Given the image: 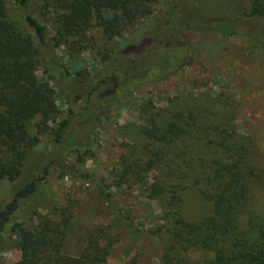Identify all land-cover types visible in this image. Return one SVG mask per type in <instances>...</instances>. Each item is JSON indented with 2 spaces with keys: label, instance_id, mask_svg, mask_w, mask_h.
I'll return each mask as SVG.
<instances>
[{
  "label": "rangeland",
  "instance_id": "1",
  "mask_svg": "<svg viewBox=\"0 0 264 264\" xmlns=\"http://www.w3.org/2000/svg\"><path fill=\"white\" fill-rule=\"evenodd\" d=\"M167 1L158 0L156 15L161 8L168 9ZM221 1V14L242 19L246 32L222 36L218 50L189 53L174 74L144 83L126 94L113 95L111 102L99 108L102 117L98 125L74 120L71 130L81 135L82 150L65 152L63 146L57 149L51 129H41L40 116L29 119V135L37 137L39 142L26 155L20 177L13 182L0 180V201L25 184L37 168L48 164L49 172L38 191L23 200L21 211L3 234L0 264H12L20 259L16 224L35 230L44 221L66 230L64 249L71 256L79 255L93 235L109 247V264H164L163 256L172 241L166 219L172 196L181 198L179 210L187 220H199L212 212L211 202L203 197L201 190L206 187L210 164L219 158L220 135L229 139L233 136L245 145L243 169L250 188V208L254 217L263 218L264 58L251 50L261 40L260 36H252L262 31L264 19L247 15L249 0ZM211 2L196 0L204 8ZM7 4L11 21L29 31L19 6L13 0ZM51 17L55 16L51 14ZM50 21L51 18L48 45L42 46L37 39L35 44L37 75L56 93L58 113L49 122L53 128L56 121L69 115L70 108L82 103L94 78L107 71L108 58L133 36L145 19L126 27L122 38L116 39H110L92 22L85 33L70 36L59 45ZM173 27L167 37L178 33H173ZM174 30L177 31L175 27ZM184 34L191 38L214 36L191 31L180 34L181 38L186 37ZM67 72L71 74L68 80L63 77ZM77 93L83 95L79 102L75 101ZM187 109L193 110L197 123L188 118ZM179 119L186 128L179 139L159 143L143 134L153 126ZM139 159L143 165L152 159L155 168L149 172L139 170L135 163ZM129 166L134 170L126 173ZM153 182L166 188L164 195L155 199L147 192ZM101 186L110 193L114 205L101 195ZM126 214L132 215V226ZM212 255L193 249L188 251L187 258L200 261Z\"/></svg>",
  "mask_w": 264,
  "mask_h": 264
},
{
  "label": "trees",
  "instance_id": "2",
  "mask_svg": "<svg viewBox=\"0 0 264 264\" xmlns=\"http://www.w3.org/2000/svg\"><path fill=\"white\" fill-rule=\"evenodd\" d=\"M13 1L23 11L29 31L11 21L8 0H0V180L11 182L21 176L26 155L39 142L37 137L29 135L27 123L30 118L40 116L41 129H51L57 149L63 146L65 152L71 149L80 151L83 148L80 146L81 135L73 134L71 130L74 120H87L89 125H98L102 117L99 108L111 102L113 95L126 94L144 83L174 74L189 53L218 50L223 42L222 36H235L244 30L242 19L221 14V0H210L213 2L205 8L197 5L196 0H169L168 9L161 8L158 15L155 14L158 0ZM247 15L264 19V0H249ZM49 18L53 22L57 45L70 36L85 33L92 22L110 39H116L122 38L126 27L145 19L113 55L109 53L112 56L108 55L107 71L94 78L86 95L77 93L75 101L79 102L83 96L82 103L70 108L69 115L56 121L53 128L49 122L58 113L56 93L37 75L38 50L35 44L37 39L42 46L48 45ZM170 27H173V33H178L167 37ZM191 31L214 36L191 38L184 34L186 37L181 38L180 34ZM254 36H260L261 40L252 45L251 51L264 58V28ZM70 76L67 72L63 77L68 80ZM187 112L188 118L197 123L198 117L193 110L187 109ZM179 120L153 126L143 134L154 142L169 143L186 132L182 119ZM217 145L219 158L210 164L206 187L201 190L203 197L211 202L212 212L199 220H187L179 210L181 198L172 196L169 201L171 209L166 212L172 241L168 253L163 256L164 264H264V216L259 219L251 212L250 188L243 169L246 147L241 140L224 135L217 139ZM85 150L90 151L89 148ZM135 163L143 172L155 168L152 159L144 165L140 159ZM48 168V164L37 168L25 184L9 192L5 201H0V241L21 211L23 200L33 196L48 176ZM131 170L134 168L129 166L125 171L129 173ZM147 192L155 199L164 195L166 188L153 182ZM100 193L114 205L110 193L102 186ZM119 211L125 213L122 208ZM126 218L132 226V215L126 214ZM16 226L19 227L17 245L21 256L12 264H109V247L102 245L93 235L79 255L71 256L64 249L65 229L53 226L49 221H44L35 230H28L21 223ZM193 249H202L213 255L193 261L187 258L188 251Z\"/></svg>",
  "mask_w": 264,
  "mask_h": 264
}]
</instances>
